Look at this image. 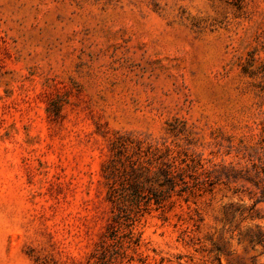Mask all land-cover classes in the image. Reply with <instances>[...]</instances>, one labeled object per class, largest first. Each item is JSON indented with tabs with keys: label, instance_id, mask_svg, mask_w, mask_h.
<instances>
[{
	"label": "rangeland",
	"instance_id": "1",
	"mask_svg": "<svg viewBox=\"0 0 264 264\" xmlns=\"http://www.w3.org/2000/svg\"><path fill=\"white\" fill-rule=\"evenodd\" d=\"M116 147L188 188L121 254ZM262 187L264 0H0V264H264Z\"/></svg>",
	"mask_w": 264,
	"mask_h": 264
},
{
	"label": "trees",
	"instance_id": "2",
	"mask_svg": "<svg viewBox=\"0 0 264 264\" xmlns=\"http://www.w3.org/2000/svg\"><path fill=\"white\" fill-rule=\"evenodd\" d=\"M115 150H117L118 157L124 156L130 162L131 167V172L128 174V179H126L127 185L124 191L116 198L114 196L116 189H114L112 184L116 183L115 175L119 170L116 166V161L121 164L122 158L112 160L109 166L105 165L106 167H104V175L111 182L110 186L113 189L111 190V201L116 203L117 209L120 212L116 217L118 219L117 222L120 223V220L123 218L131 221L130 224L125 226V230H128L126 236L118 235L119 229H115L114 226L109 228L110 235L106 236L107 240L110 238L117 245L118 254H121L126 244H128L127 247L138 245V241L134 236L133 226L139 214L150 212L153 209L152 206L156 207V210L165 209V206L174 195H181V192L187 191L186 189L188 188L177 190L178 179L183 180L184 177L181 176L175 160L168 158L169 155L157 158L158 163L161 164L159 172L153 175L151 168L143 166L141 162V159H147L146 162L151 165L152 161L149 159V156L145 155L143 158L141 156L142 153H135L138 158L134 160L133 156L131 157L128 154L127 148L121 149L116 147ZM209 184L212 186L214 182H210ZM262 202H264V187L261 188V195L258 199V203ZM252 210L254 208H251ZM121 213H124V215H121ZM233 215L232 208H227L226 216L230 217ZM251 217H254V215H251ZM249 238L251 242L264 246V230L259 226H256L255 231H250Z\"/></svg>",
	"mask_w": 264,
	"mask_h": 264
}]
</instances>
